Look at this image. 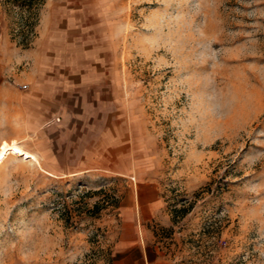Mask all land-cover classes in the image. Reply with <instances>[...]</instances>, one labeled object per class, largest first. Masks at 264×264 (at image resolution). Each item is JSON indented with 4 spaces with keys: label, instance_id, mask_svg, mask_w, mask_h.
Masks as SVG:
<instances>
[{
    "label": "rangeland",
    "instance_id": "rangeland-1",
    "mask_svg": "<svg viewBox=\"0 0 264 264\" xmlns=\"http://www.w3.org/2000/svg\"><path fill=\"white\" fill-rule=\"evenodd\" d=\"M53 23L131 121L139 171L65 182L1 161L0 264H111L123 189L143 180L165 254L264 264V0H0V39L27 48Z\"/></svg>",
    "mask_w": 264,
    "mask_h": 264
},
{
    "label": "crops",
    "instance_id": "crops-1",
    "mask_svg": "<svg viewBox=\"0 0 264 264\" xmlns=\"http://www.w3.org/2000/svg\"><path fill=\"white\" fill-rule=\"evenodd\" d=\"M48 26L60 30L45 24L27 48L0 39V149L15 145L27 152L36 160L29 163L51 180L68 182L82 172L132 179L139 170L131 121L102 97L107 84L97 90L101 78L93 69L85 74L83 62L71 59L68 35L48 33ZM14 161L23 160L8 154L2 163ZM123 191L111 264H182L153 244V223L168 221L157 186L126 182Z\"/></svg>",
    "mask_w": 264,
    "mask_h": 264
},
{
    "label": "bare ground",
    "instance_id": "bare-ground-1",
    "mask_svg": "<svg viewBox=\"0 0 264 264\" xmlns=\"http://www.w3.org/2000/svg\"><path fill=\"white\" fill-rule=\"evenodd\" d=\"M8 154H12L14 156L20 157L23 160H29V161H34L36 162L35 158L32 157L30 154L27 152H23L20 148H18L15 145L11 146H4L3 148L0 149V162L3 161Z\"/></svg>",
    "mask_w": 264,
    "mask_h": 264
},
{
    "label": "trees",
    "instance_id": "trees-1",
    "mask_svg": "<svg viewBox=\"0 0 264 264\" xmlns=\"http://www.w3.org/2000/svg\"><path fill=\"white\" fill-rule=\"evenodd\" d=\"M42 0H11L12 4L23 8L24 10H35L37 5L41 3ZM27 47V45H22Z\"/></svg>",
    "mask_w": 264,
    "mask_h": 264
}]
</instances>
